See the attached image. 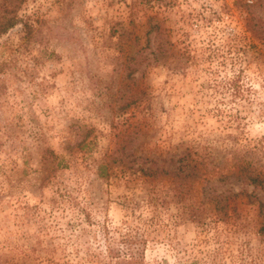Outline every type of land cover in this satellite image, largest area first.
I'll return each instance as SVG.
<instances>
[{"label":"rangeland","instance_id":"374dc122","mask_svg":"<svg viewBox=\"0 0 264 264\" xmlns=\"http://www.w3.org/2000/svg\"><path fill=\"white\" fill-rule=\"evenodd\" d=\"M5 8L0 264H264V0Z\"/></svg>","mask_w":264,"mask_h":264},{"label":"trees","instance_id":"16d2710c","mask_svg":"<svg viewBox=\"0 0 264 264\" xmlns=\"http://www.w3.org/2000/svg\"><path fill=\"white\" fill-rule=\"evenodd\" d=\"M13 13L14 12L9 10V8L0 10V38L3 35L7 34L17 24V18ZM184 155H187V151L186 153H184ZM186 160L187 159L185 157L184 158L181 157L179 159V163H180L179 172L180 173L183 172L185 168L190 167V162H185ZM230 168L237 169L238 174H239L238 176H236L237 181H240L242 179L243 184H246L247 186L248 185L253 186L254 189L252 192H249L247 188L246 189L243 188L238 196H241L247 199L249 204H257L259 208V215L260 217H262V220L264 222V200H262L256 194V191L260 190L262 192V196L264 197V171L254 168L252 165L248 164L246 161L239 162L236 166H232ZM149 171L152 172L153 170H149ZM155 172L157 173V171ZM155 172L154 174H156ZM233 176H234V173H232L230 177H233ZM177 179L178 180L181 179V176L178 175ZM204 193H205V198H206V188L204 189ZM212 196H213L212 200H208V203L214 205L216 213L228 214L229 197L225 196L220 200V197L215 192ZM238 196L235 195L234 197L236 198ZM232 197H233V194H232ZM263 227H264V223H263Z\"/></svg>","mask_w":264,"mask_h":264}]
</instances>
